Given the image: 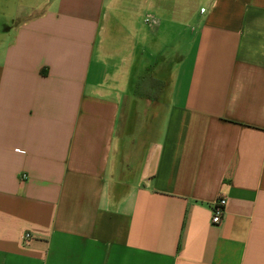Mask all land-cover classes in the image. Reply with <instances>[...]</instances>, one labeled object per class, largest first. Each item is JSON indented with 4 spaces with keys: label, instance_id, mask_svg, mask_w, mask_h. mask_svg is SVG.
I'll return each mask as SVG.
<instances>
[{
    "label": "crops",
    "instance_id": "0c3cea01",
    "mask_svg": "<svg viewBox=\"0 0 264 264\" xmlns=\"http://www.w3.org/2000/svg\"><path fill=\"white\" fill-rule=\"evenodd\" d=\"M2 19L0 264H264V0Z\"/></svg>",
    "mask_w": 264,
    "mask_h": 264
},
{
    "label": "built area",
    "instance_id": "2783aa9c",
    "mask_svg": "<svg viewBox=\"0 0 264 264\" xmlns=\"http://www.w3.org/2000/svg\"><path fill=\"white\" fill-rule=\"evenodd\" d=\"M22 178L24 179L25 176L22 175ZM225 204H226L225 198L219 197L210 205V209H211L210 221H211V224L215 225L221 221V217L224 213ZM23 239H24L23 241L26 243L27 240L29 239V235L25 234Z\"/></svg>",
    "mask_w": 264,
    "mask_h": 264
},
{
    "label": "rangeland",
    "instance_id": "374dc122",
    "mask_svg": "<svg viewBox=\"0 0 264 264\" xmlns=\"http://www.w3.org/2000/svg\"><path fill=\"white\" fill-rule=\"evenodd\" d=\"M31 2V0H27ZM20 4V0H0V25L2 22L3 14L9 12L11 9L14 8L15 4ZM22 3V0H21Z\"/></svg>",
    "mask_w": 264,
    "mask_h": 264
}]
</instances>
